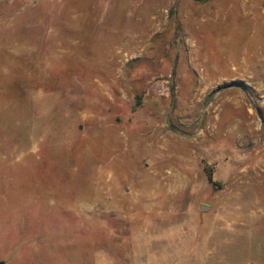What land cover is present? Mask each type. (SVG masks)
Masks as SVG:
<instances>
[{
    "label": "rangeland",
    "instance_id": "374dc122",
    "mask_svg": "<svg viewBox=\"0 0 264 264\" xmlns=\"http://www.w3.org/2000/svg\"><path fill=\"white\" fill-rule=\"evenodd\" d=\"M235 193L253 214L219 231L200 206ZM245 261L264 264V0H0V263Z\"/></svg>",
    "mask_w": 264,
    "mask_h": 264
},
{
    "label": "crops",
    "instance_id": "0c3cea01",
    "mask_svg": "<svg viewBox=\"0 0 264 264\" xmlns=\"http://www.w3.org/2000/svg\"><path fill=\"white\" fill-rule=\"evenodd\" d=\"M102 84V83H101ZM98 85V83H97ZM106 97H108L110 103H113V98L109 96L108 92L104 91L102 92ZM105 97V96H104ZM101 124V123H100ZM99 124V125H100ZM105 124V123H102ZM223 192V191H222ZM221 192V193H222ZM220 195L215 196V199H217ZM239 195L237 196V193L234 195L229 196V201H222L219 203L218 207L215 209L214 207L210 206V210L208 212L213 210V213L216 215L215 220L217 221V224L224 225L223 227L221 226V229H236L241 227L242 225L247 224L248 221H250V216L253 214V206L255 204H251L248 207L245 206H239ZM220 214V216L217 217V214ZM222 213V214H221ZM213 217V216H212ZM240 263V262H239ZM244 264H256L254 262H241Z\"/></svg>",
    "mask_w": 264,
    "mask_h": 264
},
{
    "label": "bare ground",
    "instance_id": "6f19581e",
    "mask_svg": "<svg viewBox=\"0 0 264 264\" xmlns=\"http://www.w3.org/2000/svg\"><path fill=\"white\" fill-rule=\"evenodd\" d=\"M178 194H179V196H180V192H179ZM110 211H111V210H110ZM142 227H143V226H142ZM151 227H152V226H151ZM148 228H149V226H148ZM137 230H138V229H137ZM136 232H137V231H136ZM147 232H148V231H147ZM145 233H146V232H145ZM145 233H144V235H145ZM150 233H151V232H150ZM148 234H149V233H148ZM139 235H140V234H139ZM145 236H146V235H145ZM147 237H148V236H147ZM140 239L142 240V238H140ZM144 239H145V238H144ZM177 240H178V239H177ZM177 240H175V241H177ZM135 241H136V240H135ZM136 242H138V240H137ZM139 242H141V241L139 240ZM145 245H146V244H145ZM175 245H176V244H175ZM135 246H136L137 251L140 250L141 247H142V246H141V243H140V244H136ZM147 249H148V247H147ZM145 250H146V249H145ZM146 251H147V250H146ZM153 251H154V250H153ZM148 252H149V251H148ZM148 252H147V253H148ZM150 252H151V250H150ZM138 255H139V254H138ZM142 255H143V254H142ZM150 255H151V254H150ZM155 255H156V254H155ZM156 256H157V255H156ZM153 257H154V256H153ZM157 257H158V256H157ZM143 258H144V255H143ZM148 258H152V257H149V256H148ZM151 260H152V259H151ZM151 260H150V261H151ZM153 260H154V259H153ZM155 260H157V259H155ZM136 261H137V260H136ZM153 262H154V261H153ZM150 263H151V262H150ZM157 263H158V262H157ZM139 264H141V263H139ZM154 264H155V263H154Z\"/></svg>",
    "mask_w": 264,
    "mask_h": 264
},
{
    "label": "built area",
    "instance_id": "2783aa9c",
    "mask_svg": "<svg viewBox=\"0 0 264 264\" xmlns=\"http://www.w3.org/2000/svg\"><path fill=\"white\" fill-rule=\"evenodd\" d=\"M169 93V88L168 87H164L160 90V94L161 95H167Z\"/></svg>",
    "mask_w": 264,
    "mask_h": 264
},
{
    "label": "water",
    "instance_id": "95a60500",
    "mask_svg": "<svg viewBox=\"0 0 264 264\" xmlns=\"http://www.w3.org/2000/svg\"><path fill=\"white\" fill-rule=\"evenodd\" d=\"M200 209H201L203 212H206V211L210 210V207H209V206H205V205H201V206H200ZM0 264H4V263H0Z\"/></svg>",
    "mask_w": 264,
    "mask_h": 264
}]
</instances>
